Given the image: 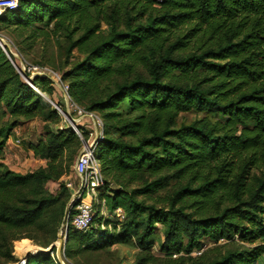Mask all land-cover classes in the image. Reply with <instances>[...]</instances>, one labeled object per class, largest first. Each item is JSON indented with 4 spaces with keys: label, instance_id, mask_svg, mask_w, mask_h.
Here are the masks:
<instances>
[{
    "label": "trees",
    "instance_id": "obj_1",
    "mask_svg": "<svg viewBox=\"0 0 264 264\" xmlns=\"http://www.w3.org/2000/svg\"><path fill=\"white\" fill-rule=\"evenodd\" d=\"M0 31L102 117L106 178L91 227L75 228L62 178L83 141L45 99L54 79L37 76L34 88L0 45V264L19 261L15 242L18 253L29 244L18 240L55 243L68 216L70 264L117 244L134 246L137 264H262L264 0H20ZM192 111L201 115L179 121ZM38 117L57 126L29 142L46 164L15 171L4 148ZM50 181H60L56 193ZM103 202L124 218L105 216ZM56 251L28 254L26 264H60Z\"/></svg>",
    "mask_w": 264,
    "mask_h": 264
},
{
    "label": "built area",
    "instance_id": "obj_2",
    "mask_svg": "<svg viewBox=\"0 0 264 264\" xmlns=\"http://www.w3.org/2000/svg\"><path fill=\"white\" fill-rule=\"evenodd\" d=\"M19 5L20 0H0V17L7 9H18ZM0 45L13 64H15L18 68L23 69L27 75L31 77L35 75L50 76L51 78L57 77L60 79L59 74L54 72L50 67L35 64L26 59L18 50L12 39L1 31ZM29 84L34 88H37L33 83ZM64 89L67 92L68 86L64 85ZM69 105L74 112L77 113L78 117L74 118V122L70 121V126L82 139L83 147L75 165L73 166V171L71 172L72 174L70 173L65 181L66 186L71 191L68 209L74 208L76 210L72 220V225L77 229L87 230L91 227L93 222L96 212L95 206L99 202L100 189L106 183L101 163L97 158V150L100 141L104 138V122L102 117L97 112L89 111L80 107L73 102L71 98ZM84 126H86L85 130L88 131V138L84 137ZM102 210L105 214L106 207L104 202ZM115 212L121 214L123 213V209L118 208ZM68 217L66 219V223L63 225L65 233L68 227ZM26 263L27 260H22L19 264Z\"/></svg>",
    "mask_w": 264,
    "mask_h": 264
},
{
    "label": "rangeland",
    "instance_id": "obj_3",
    "mask_svg": "<svg viewBox=\"0 0 264 264\" xmlns=\"http://www.w3.org/2000/svg\"><path fill=\"white\" fill-rule=\"evenodd\" d=\"M103 28L106 31L109 30V27L107 25H103ZM1 32L7 35L15 43L14 37L9 32L7 31H1ZM82 57L83 55L79 54L78 51L75 50V58L79 60ZM27 58L32 61V59L29 58V56ZM52 78L54 79L55 86H56V90H55L54 98H53L54 100L45 96L46 101L52 106H55V104H57L56 102L60 101L61 103H63L66 110L69 109L73 118H78L77 113L74 112V110L67 103L66 99H67L68 94L66 90L64 89L63 83L57 77H52ZM62 115L64 119L60 123V126L63 127L64 125H70V120L66 119L63 113ZM198 115H201V114L195 111L182 113L179 121H181L182 119L192 120ZM46 124H49L50 127L52 128H57L55 124L46 122L40 117L32 119V120L24 121L23 123L18 125L13 130L11 137L7 141V144L2 153L1 160L5 162L11 169L15 171H19V172H26L30 169H35L41 165H45L46 162H43L40 158H36L34 156L33 151L29 148V142L31 141L37 142L40 139V137L45 134ZM84 128H86V126H84ZM67 176L69 175L64 176L62 179L66 181ZM59 185H60V181H50L47 184V187L51 192L56 193L59 189ZM105 216L109 217V219L114 221V220L123 219L124 213L118 214L114 212L113 214H111L108 210H105ZM21 241H24L29 244L28 246L25 247L26 248L25 251H28V252L24 254L23 256H20V257L18 256L19 257L18 262L10 263V264H19L20 261L26 260L28 254L35 255L38 251H46V249H48L51 246L50 245L49 247H42L38 245L33 239H30V238H25V239L19 240L18 242H21ZM206 243H209V242L206 240ZM153 251L156 254H159L160 253L159 245L156 244V246H154L153 248ZM15 252H16V242H15ZM136 252H137V249L130 244L129 245H118L117 244V245L112 246L111 248H109V250L105 252L91 255L90 258L87 260V263L88 264H137ZM197 253L199 252H195V254ZM262 264H264V259L262 260Z\"/></svg>",
    "mask_w": 264,
    "mask_h": 264
},
{
    "label": "water",
    "instance_id": "obj_4",
    "mask_svg": "<svg viewBox=\"0 0 264 264\" xmlns=\"http://www.w3.org/2000/svg\"><path fill=\"white\" fill-rule=\"evenodd\" d=\"M15 65V64H14ZM15 67L18 69V72L20 73V75L22 76V78L27 82V83H33L34 79L37 77V75L35 76H29L27 75V73L21 69V68H18L16 65ZM67 103L69 105V102H70V97L67 96ZM55 107L59 110V106L57 104H55ZM60 111L65 115V118L66 119H69L71 122H74L75 119L72 117L69 109H67L66 111H62L60 109ZM66 239H67V236H66V233H64L63 229H61L58 233V238H57V241L56 243H53L48 249H46V251H49L52 249V247L55 245L56 248H57V251H56V256H57V259L58 261L60 262V264H70V263H67L65 257H64V245H65V242H66ZM39 252V251H38ZM27 260V258H26Z\"/></svg>",
    "mask_w": 264,
    "mask_h": 264
},
{
    "label": "crops",
    "instance_id": "obj_5",
    "mask_svg": "<svg viewBox=\"0 0 264 264\" xmlns=\"http://www.w3.org/2000/svg\"><path fill=\"white\" fill-rule=\"evenodd\" d=\"M41 160H42L43 162H46L45 159H41ZM18 241H19V240H18ZM18 241H17V242H18ZM21 242H23V241H21ZM27 252H28V251H25L24 253H18V252L16 251L15 254H16L17 257H18V256L20 257V256H23L24 254H26ZM19 257H18V258H19Z\"/></svg>",
    "mask_w": 264,
    "mask_h": 264
}]
</instances>
